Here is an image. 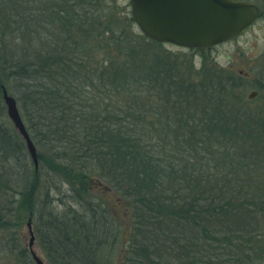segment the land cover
Returning <instances> with one entry per match:
<instances>
[{
    "label": "trees",
    "instance_id": "1",
    "mask_svg": "<svg viewBox=\"0 0 264 264\" xmlns=\"http://www.w3.org/2000/svg\"><path fill=\"white\" fill-rule=\"evenodd\" d=\"M86 5L0 0V91L4 80L38 161L35 167L12 124L0 121V253L8 264H35L19 236L31 217L44 262L100 264V250L115 251L121 227L91 194L96 178L129 205L132 229L120 264H240L230 228L264 222L262 166L251 160L255 151L236 154L245 143L264 155V124L235 106L242 79L203 65L195 81L164 44L139 33V49L117 46L126 63L109 72L111 89H126L129 103L107 107V75L85 67L78 53L93 49L89 38L101 27ZM137 89L154 102L141 107ZM147 116L165 124L147 125ZM172 118L180 125L168 126ZM151 131L177 135L160 144ZM196 140L207 148L199 157Z\"/></svg>",
    "mask_w": 264,
    "mask_h": 264
},
{
    "label": "rangeland",
    "instance_id": "2",
    "mask_svg": "<svg viewBox=\"0 0 264 264\" xmlns=\"http://www.w3.org/2000/svg\"><path fill=\"white\" fill-rule=\"evenodd\" d=\"M87 5L85 6V10L89 14H96L98 13L99 17L98 24H100L101 27H98V31L95 33H98L97 35H92L89 38V42L93 49H84L83 46L80 47L81 51L78 52L79 55H81L82 59L84 60V66L88 69H98L99 71H103L102 74L107 75V88L111 89L112 81L109 79L112 77L110 75L111 68L114 66L119 67L121 63H126V60L122 53L118 50L117 46L122 45L125 43H129L132 46H135L139 49L141 46L139 42H141V36H139V33L141 34L139 28L135 24L134 21L130 20V5L129 0H100L99 3L96 4V0H85ZM249 2L257 4L254 0H247ZM48 5V4H47ZM35 6V5H34ZM264 6V5H263ZM97 8V12H95V9ZM56 9V8H55ZM101 13V16H100ZM97 15V14H96ZM49 31V34H51V30L49 29L48 25H46ZM52 27V25H51ZM105 30H114L116 33L114 37L110 34L103 33ZM94 34V33H93ZM120 34V35H119ZM118 36H121L120 38L123 39L120 42V39H118ZM101 37V38H100ZM42 41V38H40ZM116 41V42H115ZM77 43H81L78 41ZM18 46H21L20 44H17ZM122 48V47H121ZM163 48L166 52L170 53L172 56L177 57L175 60L178 62V64H181V69L184 71H190L193 76L194 80L196 81L198 78L197 71L201 67V63L199 62V59L197 56H195L193 53L188 52L184 49H181L179 47L173 46V45H163ZM20 53V52H19ZM215 55V62H213L215 65L217 64V70L221 69L224 72L230 71V72H242L245 74H249L251 76V80L253 81L254 86H261V82H258L260 80V76L262 75L263 66H264V21H257L255 23V26L251 28L248 32H246L243 36L239 37L237 40L231 42L227 46H222L217 48L215 51H213V55ZM228 56V57H226ZM0 57L5 58L4 53L0 52ZM128 68V67H125ZM132 70V69H128ZM2 87L3 90L7 92L8 95L12 96L7 90V86L4 83V80L2 81ZM107 90L104 94L105 96V104L107 107H110L112 104V107L115 105H118L119 107H123L124 104H128V97L126 93V89L124 88H114ZM143 90V89H142ZM253 90V89H252ZM144 92L141 93L137 90H135V95L138 96L136 101L139 102V105L141 107L149 105L148 101L154 102L153 96L149 93V91L143 90ZM251 89H246L244 93H241L242 100L240 104L236 103V105L233 103V105L236 106V108L239 107V109L243 112L242 114H246L249 116H253V119L256 120V122H260L264 124V99L263 97H257L253 100L247 99V94L250 92ZM2 91H0V121L4 123L6 126L11 125L10 120L7 117L6 114V107L3 102L2 98ZM231 101V100H230ZM144 104V105H143ZM18 108V106H17ZM4 109V111H3ZM262 110V112H261ZM20 114V112H19ZM128 121V120H127ZM145 123L147 125H154L158 124L151 116H147L145 119ZM165 122L161 121L158 125L162 126ZM180 125V122L177 119H171L170 121H167V125L170 127L172 126L174 128L175 125ZM128 125V124H127ZM165 127V126H164ZM167 132V131H166ZM153 133L155 141L154 143H163L167 144V141H173L171 139L172 136L177 135L176 132H171V135H168L165 133V131H158L154 132L151 131L150 134ZM152 134V135H153ZM180 137H184L186 135V138L188 139L189 132L186 134L184 132L179 133ZM158 137H160V142L158 140ZM164 138V139H163ZM260 141V145L262 143L261 136L258 137ZM173 143V142H172ZM171 143V146H175ZM194 144H196V152H203V149H207L205 146L200 147L198 140L194 141ZM225 144V143H222ZM241 146V150L237 151L238 153H248L255 151V154L253 152V155L251 157V160H259V165L262 168L259 170L260 177L264 180V155L262 154L261 150H256L250 147V144H239ZM260 145L258 147H260ZM209 150V149H208ZM262 150L264 151V145H262ZM200 153V152H199ZM201 155L197 154V157ZM220 158V161L218 162L217 159ZM216 161L217 165H220V167L224 166V158L223 156H218L214 159ZM229 175V172L227 171V175ZM228 180L234 181L237 180V178H227ZM241 179V178H240ZM90 192L93 196H95L99 201L100 198L103 201V204H106L107 207H109L112 215L116 218L118 225L121 227V233L119 236L117 247L115 248V251H111L108 248L101 249L99 252V261L100 264H120L121 258L123 256V253L125 251L126 244L129 239L130 230L132 229V220L130 217V210L129 205L126 203V201L120 197L119 195L115 194L114 191L110 190L102 181L92 178L90 183ZM101 201V202H102ZM245 203V202H243ZM255 205H260V202H255ZM28 224L30 226L32 225V218H26L25 222L23 223V226L21 230L19 231V236L23 239V243L29 244L30 240V233L28 229ZM252 224V225H249ZM32 229V226H31ZM237 230L239 232H237ZM249 231V232H248ZM253 232V233H250ZM33 233V232H32ZM4 235L0 233V240L3 238ZM229 240L231 244L229 245L233 249H240L242 252V256L238 257L240 259V264H252L250 262L251 260L255 261V264H264V222L263 223H257V221H251L247 223L244 227H234L230 228V233L228 234ZM235 247V248H234ZM34 250L37 252V254L41 256L40 252L37 250L34 240ZM236 251V250H235ZM239 254V253H238ZM240 255V254H239ZM4 258V259H3ZM0 264H8V258L4 256V253H0ZM231 264V263H229Z\"/></svg>",
    "mask_w": 264,
    "mask_h": 264
},
{
    "label": "water",
    "instance_id": "3",
    "mask_svg": "<svg viewBox=\"0 0 264 264\" xmlns=\"http://www.w3.org/2000/svg\"><path fill=\"white\" fill-rule=\"evenodd\" d=\"M135 24L147 38L182 48H209L228 41L259 18V9L243 0H129ZM6 114L37 167L36 148L15 99L2 91ZM255 93L250 94L253 98ZM29 253L35 264H47L34 250L30 224Z\"/></svg>",
    "mask_w": 264,
    "mask_h": 264
},
{
    "label": "flooded vegetation",
    "instance_id": "4",
    "mask_svg": "<svg viewBox=\"0 0 264 264\" xmlns=\"http://www.w3.org/2000/svg\"><path fill=\"white\" fill-rule=\"evenodd\" d=\"M244 1H247V0H244ZM249 2V1H248ZM254 5L257 6V8L259 9V18L257 19V21H264V2L262 3H253ZM255 21L254 23H252L249 27H247L244 31H242L239 35H237L236 37L228 40V41H225L223 43H220L218 45H215V46H212V47H209V48H197V49H184L188 52H191L193 53L195 56H197V58L199 59V62L201 63V67L203 65H207V66H210V67H215L217 69V64L215 65L213 62H215V55L216 53L213 55V51H215L217 48L219 47H222V46H227L228 44H230L231 42L237 40L239 37L243 36L246 32H248L251 28H253L255 26V23L257 22ZM228 57V56H226ZM200 67V68H201ZM204 67V66H203ZM263 71H264V66H263ZM229 72L230 74L234 75L235 76H238L239 78L242 79L241 81V85L243 87L240 88V92L241 93H244L246 89H251L250 92H248L247 94V99L248 100H253L255 98H257L258 96L260 97H263L264 99V72L262 73V75L260 76V80L258 82H261V86H254L253 85V81L251 80V76L249 74H245V73H242V72H237V73H234V72H230V71H227ZM253 89V90H252ZM255 93V96H253V98H250L249 95L250 94H253ZM262 112V110H261ZM264 112V110H263Z\"/></svg>",
    "mask_w": 264,
    "mask_h": 264
}]
</instances>
